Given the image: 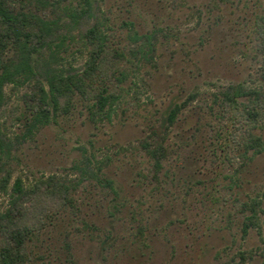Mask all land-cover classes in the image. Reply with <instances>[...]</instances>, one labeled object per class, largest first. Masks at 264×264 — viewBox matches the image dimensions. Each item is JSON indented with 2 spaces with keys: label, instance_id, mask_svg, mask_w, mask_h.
<instances>
[{
  "label": "rangeland",
  "instance_id": "obj_1",
  "mask_svg": "<svg viewBox=\"0 0 264 264\" xmlns=\"http://www.w3.org/2000/svg\"><path fill=\"white\" fill-rule=\"evenodd\" d=\"M92 2L91 21L125 54L115 98L100 111L77 95L41 125L45 71H81L92 46L80 0L15 1L55 23L39 73L6 84L0 107V216L22 207L19 179L41 217L27 264H264V150L245 152L242 107L218 100L235 85L264 93V0ZM255 133L264 140V126ZM157 143L161 169L146 148Z\"/></svg>",
  "mask_w": 264,
  "mask_h": 264
},
{
  "label": "trees",
  "instance_id": "obj_2",
  "mask_svg": "<svg viewBox=\"0 0 264 264\" xmlns=\"http://www.w3.org/2000/svg\"><path fill=\"white\" fill-rule=\"evenodd\" d=\"M15 1L0 0V107L4 101L6 84L17 83L22 76L39 73L38 56L48 45L55 25L38 14L18 10ZM80 4L74 17L78 22L87 25L84 36L92 46L90 57L81 71H45L46 87H42L40 94L43 105L35 110V123L45 125L59 113H69L77 95L84 100H94L93 105L100 111H104L115 98L110 87L113 84L117 86L121 80L117 73L123 71L125 54L110 43L109 36L102 32L99 21H91L95 16L92 0H80ZM260 34L264 52V19L260 23ZM12 48L18 51L17 59L5 56ZM218 100L224 111L240 110L242 107L243 115L250 124L244 139L245 152L258 153L264 150L262 136L255 133V129L264 126V93L257 89H247L243 85H235L228 87ZM177 113L178 107L170 110V124L175 122ZM146 148L154 159L155 169H161L166 156L164 144L157 143L153 148ZM107 184L113 187L109 179ZM14 189L17 197L13 203L21 204L22 207L0 216V264H27L31 260L27 252V240L34 232L30 222L41 220L35 208L23 206L26 197L21 180L15 182ZM256 206V202L248 205L252 214L246 217L245 232L257 222Z\"/></svg>",
  "mask_w": 264,
  "mask_h": 264
}]
</instances>
